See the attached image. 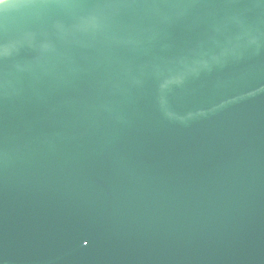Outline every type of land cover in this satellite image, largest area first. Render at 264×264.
<instances>
[{"label": "water", "instance_id": "1", "mask_svg": "<svg viewBox=\"0 0 264 264\" xmlns=\"http://www.w3.org/2000/svg\"><path fill=\"white\" fill-rule=\"evenodd\" d=\"M0 264H264V0L0 3Z\"/></svg>", "mask_w": 264, "mask_h": 264}, {"label": "clouds", "instance_id": "2", "mask_svg": "<svg viewBox=\"0 0 264 264\" xmlns=\"http://www.w3.org/2000/svg\"><path fill=\"white\" fill-rule=\"evenodd\" d=\"M4 2V0H0V3H3Z\"/></svg>", "mask_w": 264, "mask_h": 264}]
</instances>
